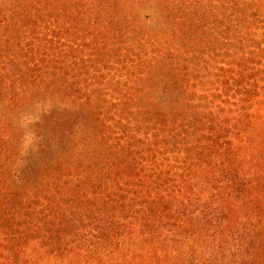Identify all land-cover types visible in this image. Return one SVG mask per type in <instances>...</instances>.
I'll return each instance as SVG.
<instances>
[{
	"label": "trees",
	"instance_id": "1",
	"mask_svg": "<svg viewBox=\"0 0 264 264\" xmlns=\"http://www.w3.org/2000/svg\"><path fill=\"white\" fill-rule=\"evenodd\" d=\"M1 111L0 264H264V0H0Z\"/></svg>",
	"mask_w": 264,
	"mask_h": 264
},
{
	"label": "rangeland",
	"instance_id": "2",
	"mask_svg": "<svg viewBox=\"0 0 264 264\" xmlns=\"http://www.w3.org/2000/svg\"><path fill=\"white\" fill-rule=\"evenodd\" d=\"M73 111V110H72ZM33 117L30 118L27 122L23 123V128L25 129V137H23L26 142L21 144V156L25 159L24 161L18 162L15 161L12 164V170L13 172L17 174H26L27 176L29 175V169L30 168H36V162L38 161V152H37V145H38V140L36 139V134H37V118L38 116L41 115L40 111H33ZM69 115L73 116L74 113L70 112ZM0 118L2 122V133L3 134V111L0 113ZM0 128V129H1ZM0 152H3V143L0 141ZM20 152V151H19Z\"/></svg>",
	"mask_w": 264,
	"mask_h": 264
}]
</instances>
